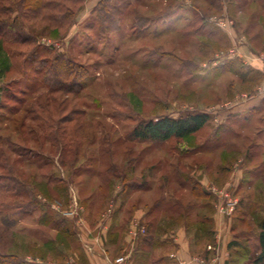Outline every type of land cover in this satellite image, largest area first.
Masks as SVG:
<instances>
[{
    "label": "rangeland",
    "instance_id": "374dc122",
    "mask_svg": "<svg viewBox=\"0 0 264 264\" xmlns=\"http://www.w3.org/2000/svg\"><path fill=\"white\" fill-rule=\"evenodd\" d=\"M20 1L0 0V26L16 22L30 37L14 41L11 25L0 34L4 263L79 264L85 249L128 264V255L153 250L142 242L147 223L160 238L178 230L177 219L191 238L200 222L214 234L215 222L241 229L253 261L264 219V162L256 161L264 126L248 112L240 129L235 115L264 92V0H72L58 30L26 19ZM58 54L74 71L62 80ZM192 113L210 121L185 138L133 135L150 119ZM214 185L231 186L240 202L232 213ZM115 215L116 247L105 238Z\"/></svg>",
    "mask_w": 264,
    "mask_h": 264
},
{
    "label": "crops",
    "instance_id": "0c3cea01",
    "mask_svg": "<svg viewBox=\"0 0 264 264\" xmlns=\"http://www.w3.org/2000/svg\"><path fill=\"white\" fill-rule=\"evenodd\" d=\"M262 83H264V80ZM251 100L249 111H247V108H243L242 110L240 109L239 114L235 115L237 117H243L241 124L239 125L240 129L246 130L244 123L246 122L245 116L248 112H251L253 115V120L256 119L260 126H264V92L255 95ZM243 107H245V105ZM257 137L258 142L256 148L261 150L264 148V140L261 139L260 136ZM259 159L264 162V151L260 153L258 152L256 161ZM244 172V169H240V175L238 174V178H236L235 181L236 184H238L237 186L240 185L241 181L239 180L244 176ZM263 177L264 176L262 175V178H259V180L263 179ZM116 216L117 215H115L110 222V230L113 231L114 235L111 236V234H108V236L105 237L107 242L114 247L121 242V237L117 233L120 228L118 223H115L116 221H114ZM174 223L175 226L178 227V230H175L177 232L171 231L169 236L167 235L160 238L159 236L154 235V246H150L153 250L146 252L141 251L139 255L134 254V257L128 255V264H202L198 261L197 256H202L205 261H211L212 258L216 257L213 264H255L252 260L248 259L250 257L247 252L249 241L242 236V233H239L241 229L234 230L229 228L222 231L219 226L220 223L218 224L215 222V230L219 231L218 234L217 232L214 234L210 231L211 226L208 222H200V224L198 223V226H200L199 229L201 228V230L197 235L195 234V237L191 238V235H189V225L183 221L179 222V219L174 221ZM174 235L176 238H173ZM208 235L211 237V240H213L211 241L212 243L208 241ZM169 238L171 239L169 240ZM209 244L214 245V250L211 251V249H208V246H210ZM258 248L259 243L257 249ZM105 258L107 257L102 254L89 253L84 249L80 253H76L75 260H77L79 264H108L103 262Z\"/></svg>",
    "mask_w": 264,
    "mask_h": 264
},
{
    "label": "trees",
    "instance_id": "16d2710c",
    "mask_svg": "<svg viewBox=\"0 0 264 264\" xmlns=\"http://www.w3.org/2000/svg\"><path fill=\"white\" fill-rule=\"evenodd\" d=\"M70 1L72 2V0H21L20 7H22L25 11L30 12V14L26 13L27 15H24L26 19H36V21L42 23V26H44L46 29L53 28L58 30L62 28L63 20H65V18L67 17L66 14L68 13V8L66 9V5L67 2ZM75 1L80 2L83 0ZM65 11L67 12L66 14ZM72 13H74V11H72ZM9 25H11L12 29L14 28L13 30H15V27L17 26L16 22L10 24L8 21L1 22V36L6 37V35L12 32L8 30ZM17 28L19 33L15 31L12 34V39L14 41L19 40L22 42L30 38L28 37V33L22 31L23 28L21 26H17ZM55 58V60L57 61V64L55 66L56 77H59L62 80V78H67V76L74 73L72 67L69 69V66H71V60L69 61L67 59H63L64 57H62V55L60 54L55 56ZM57 91H64V89L62 86H60V88L54 92ZM68 91L73 92L72 89H69ZM209 121L210 116L207 113H192L179 117L161 115L156 119H150L138 124L133 130V135L139 140H151L160 142L168 141L172 138L182 139L200 131L208 124ZM154 231L155 230L152 226V223H147L146 237H144V241L142 240L144 244L147 243V245L149 246H154ZM258 243V254L254 257L253 262L255 264H264V219L259 223ZM146 251L148 250L145 249L144 252ZM3 257L4 256L0 253V264H16L4 263Z\"/></svg>",
    "mask_w": 264,
    "mask_h": 264
},
{
    "label": "built area",
    "instance_id": "2783aa9c",
    "mask_svg": "<svg viewBox=\"0 0 264 264\" xmlns=\"http://www.w3.org/2000/svg\"><path fill=\"white\" fill-rule=\"evenodd\" d=\"M210 191L217 197L222 209H225L229 211L230 213H232L235 210L236 205L239 203V199L234 196V193L231 190L230 185H226L224 187H218L214 185L210 188ZM141 232L143 233L145 232L144 227H142ZM208 249H212V246H208ZM126 260H127V257L120 256L116 259V263L117 264H127ZM198 261L202 264H213L212 262L205 261L204 258H200Z\"/></svg>",
    "mask_w": 264,
    "mask_h": 264
}]
</instances>
